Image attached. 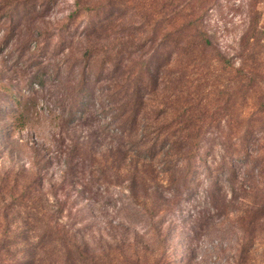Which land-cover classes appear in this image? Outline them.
Instances as JSON below:
<instances>
[{"label": "rangeland", "instance_id": "374dc122", "mask_svg": "<svg viewBox=\"0 0 264 264\" xmlns=\"http://www.w3.org/2000/svg\"><path fill=\"white\" fill-rule=\"evenodd\" d=\"M79 1L90 7L101 2ZM182 1L193 0H175V3ZM15 2L0 0V182L4 176L5 187L14 186L19 192L40 174L43 180L41 191L47 200L45 206L54 210L57 200L64 204L62 223L71 231L80 229L79 234L87 248L94 251L96 257H102L104 252L114 264H133L132 260L144 261L142 264L151 261L152 255L145 252L139 242L146 239L143 232L156 220H161L159 224H162L156 229L166 233L168 239L169 264H235L243 238L247 237L237 222L239 213L217 215L219 209L213 207L210 199L213 185L206 169L201 168L195 174L190 194L173 199L175 204L171 212H160L153 219L141 207L143 201L150 202L144 196V188L138 186L131 191L129 179L124 178L123 173L116 174L114 169L99 173L93 169L92 150L82 154L83 160L76 157L77 165L67 174L65 148L71 141L89 143L91 140L90 148L94 146V150L102 154L98 158L107 155L108 142L111 141V131H104V137L99 130L103 129L102 124L106 120L103 121L99 115L97 100L90 101L82 121L63 125L67 104L76 92L79 78L80 67H75V64L81 60L84 47L92 40L81 36L80 32L93 14L82 11L72 29L75 31L66 33L61 27L76 9L74 0H30L25 7L27 10H23L25 4L17 6L13 4ZM34 6L37 10L32 17L24 14ZM10 7L17 8L19 12L5 16ZM206 7L204 28L210 33L214 45L231 57L237 66L239 59L235 55L239 38L252 11L258 13V25L264 30V0H215L212 3L207 0L204 3ZM117 38L120 37L109 35L106 44ZM63 39L65 42L61 43ZM258 48L262 51L258 62L264 66L262 35ZM193 72L190 79L193 87L179 93L178 102L166 106L161 104L167 102L168 90L165 88L147 99L146 112H157L163 107L166 114L158 121H168L175 115L171 106L184 107L196 99L200 100L206 110L202 127L209 123L210 113L215 110L222 135L234 146L247 120L262 118L256 109L263 89L240 90L228 98L229 114L221 116L227 99L226 85L230 90L236 88V83L230 81L232 73L220 70L215 62L212 65L201 62ZM226 90L229 91V87ZM7 129H10L8 135L5 134ZM89 133L92 136L86 138ZM217 136L215 128L208 131L199 150L203 161L212 170L222 154L220 144L216 143L220 140ZM258 143L260 145L263 141L260 143L258 140ZM161 158L162 155L157 159L156 168L159 170ZM222 178L218 181L221 186L216 195L218 204L236 203L229 184ZM156 180L164 195L173 194L166 174L159 173ZM250 195L249 200H252L254 194ZM38 211H32L43 219L37 223L31 216L25 219L26 213L19 208L7 211V227L0 220V231L6 233L0 234V264H25L28 260L32 264H65L59 245L42 243L34 252L32 246L48 221L46 212ZM243 224L245 227L246 220ZM115 241L124 244L131 259L126 261L122 258L115 248ZM249 241L251 243L241 264H264V219L255 225L254 236Z\"/></svg>", "mask_w": 264, "mask_h": 264}, {"label": "trees", "instance_id": "16d2710c", "mask_svg": "<svg viewBox=\"0 0 264 264\" xmlns=\"http://www.w3.org/2000/svg\"><path fill=\"white\" fill-rule=\"evenodd\" d=\"M15 1L14 5L25 4L23 10L28 9L25 7L30 0ZM205 1L207 0L175 3V0H101L97 6L90 7L74 0L76 9L61 30L66 33L74 32L72 29L82 11L92 13L93 17L89 16L88 25L80 32L81 36L92 40L84 47L81 60L75 64V67H80L79 78L76 92L71 95L67 104L63 125L70 121H82L86 117L90 101L97 100L101 111L99 115L103 121L106 120L102 124L103 129L99 130L104 137L105 132L111 131L112 134L107 155L100 158L98 156L102 155L101 152L94 150V146L90 148L91 140L89 143L71 141L65 148L68 164L66 168L67 174H70L77 165L74 159L77 157L83 160L82 154H88L92 150L91 159L95 163L93 169L96 168L99 173L107 169H114L116 174L123 173L124 178L129 179L131 191L138 186L144 188V196L150 202L143 201L141 207L150 219L160 212H171L175 204L173 199L190 194L195 174L201 168L206 169V175L213 185L210 199L213 207L219 209L217 215L239 213L237 222L241 224L240 228L247 237L243 238L235 263L241 264L251 243L249 239L254 236L255 225L264 219V66L258 62L262 51L257 49L264 30L258 25V13L252 11L248 25L239 38L235 55L239 64L234 66L232 58L224 55L214 45L210 33L204 28V17L208 10L207 7L204 8ZM209 1L212 3L215 0ZM36 10L35 6L30 7L24 14L32 17ZM13 12L18 13L19 10L10 7L5 16H10ZM112 34L120 38L106 44V39ZM64 42V39L61 40V43ZM211 61L220 70L232 73L230 81L236 83L234 90H230L228 85L225 87L227 99L221 116L229 114L228 98L240 90L245 92L253 88L263 89L256 109L257 115L262 118L247 120L245 129L234 146L222 135L219 116L215 110L210 113L209 123L202 127L206 110L200 100L196 99L194 103L184 107L171 106L175 115L168 121H158L159 117L166 114L163 107L150 114L145 110L147 99L165 88L168 90L165 98L167 102L163 101L161 104L174 105L179 100V93H185L187 88L193 87L190 79L194 68L201 62L212 65ZM228 87L229 91L226 90ZM212 128L218 131L217 138L220 142L216 143L222 149L214 170L199 154L201 143ZM5 131L7 135L10 133V129ZM91 136L89 133L85 137ZM258 140L263 143L259 145ZM253 145L256 147L251 148ZM161 155L159 170L156 166ZM159 173L166 174L173 194H163L162 187L156 180ZM1 177L2 225L7 227V211L10 208H19L26 213L25 219L31 216L35 223L43 219L36 217L32 211L39 209L47 214L46 228L32 246L34 252L40 244L48 243L60 246L65 264H114L104 252L102 257H96L94 251L87 248L79 234L80 229L71 231L62 223L64 204L57 200L54 210L45 206L47 200H44L41 191L43 180L40 174L19 192L14 186L7 189L6 178ZM220 178L229 184L236 203L218 204L216 195L221 189L218 182ZM239 190L242 192L239 193ZM250 193L254 194L252 200H249ZM47 209L50 210L49 213ZM160 221L152 222V226L143 232L146 239L139 242L145 252L152 255L151 261L144 264L170 263L166 233L156 229L162 225L159 224ZM2 233L5 232L0 231ZM115 248L124 260L131 259L123 243L115 241ZM131 262L142 264L144 261ZM25 264L32 262L28 260Z\"/></svg>", "mask_w": 264, "mask_h": 264}]
</instances>
